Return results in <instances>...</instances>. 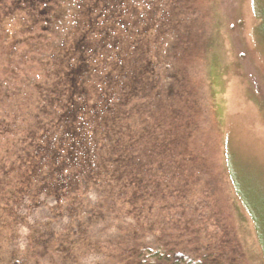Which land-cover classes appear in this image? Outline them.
<instances>
[{"label": "rangeland", "instance_id": "374dc122", "mask_svg": "<svg viewBox=\"0 0 264 264\" xmlns=\"http://www.w3.org/2000/svg\"><path fill=\"white\" fill-rule=\"evenodd\" d=\"M263 2L124 0L122 46L131 60L144 53L147 77L156 75L143 112L163 114L158 135L167 150L158 153L149 137L137 165L112 173V192L96 183L67 195L48 176L50 164L48 171L38 167L39 89L27 87L25 67L42 76L37 55L61 37L44 30L42 19L27 32L17 20L0 24V264H134L127 249L136 246L187 247L207 256L233 245L245 255L242 264H264L250 214L264 226ZM74 168L63 170L81 169ZM74 201L81 215L70 217ZM85 211L108 220L57 248L63 228L77 225ZM58 217L63 225L52 236Z\"/></svg>", "mask_w": 264, "mask_h": 264}, {"label": "trees", "instance_id": "16d2710c", "mask_svg": "<svg viewBox=\"0 0 264 264\" xmlns=\"http://www.w3.org/2000/svg\"><path fill=\"white\" fill-rule=\"evenodd\" d=\"M123 2L0 0V24L17 20L20 27L23 25L21 31L25 28L27 32L32 31L42 19L46 22L44 30L55 32L61 37L49 44L50 50L44 51L43 58L37 55L44 71L39 73L42 76L27 72L28 66L25 72L27 87L39 89V112L35 123L37 130L33 132L40 156L38 167L47 170L45 164H50L48 176L57 178L60 184L56 190L64 189L67 195L78 192L80 186L96 183H103L105 189L108 187L112 192L110 187L116 177L112 173L121 176L119 170L130 167L132 163L137 165L142 150L146 154L149 151V137L156 140L153 146L158 153L163 154L167 150L165 139L158 135L165 122L163 114L150 118L146 115L149 112H143L149 87L156 86V75L147 77L148 60L144 53L131 60L127 56V48L122 46ZM25 11L27 15L23 16ZM257 11L261 20L258 32L264 37V2ZM127 25V30H130L132 23ZM9 31L15 38L14 47L21 45L16 40L17 31ZM142 44L141 41L136 45V50ZM27 53L24 52L25 55ZM132 64L135 66L133 71L130 70ZM152 65L153 62L149 60V67ZM166 87H170L168 82ZM68 166L81 169L65 174L63 168L67 169ZM97 195L100 198L99 192ZM240 201L247 206L243 199ZM74 203L70 204V217L73 214L81 215L76 213ZM100 203L97 202V205ZM86 213L85 217L77 219V225L63 228L66 231L57 248L64 249L67 245L63 238L69 241L72 233L76 237L73 242L76 243L81 240V233L82 239L88 234V227L98 225L103 219L108 220L107 217L86 216ZM101 214L105 215L103 211ZM250 214L264 253L263 222L256 213L251 211ZM58 219L52 236L56 234V226L63 225L60 217ZM70 247L68 253L71 254L73 248ZM127 250L128 256L134 257V264H242L245 258L238 245L222 246L218 249L221 252L204 254L207 256H200L187 247L136 246Z\"/></svg>", "mask_w": 264, "mask_h": 264}]
</instances>
